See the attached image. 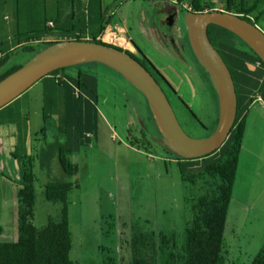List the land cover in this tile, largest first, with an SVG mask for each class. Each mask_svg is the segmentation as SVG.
Wrapping results in <instances>:
<instances>
[{
	"label": "rangeland",
	"instance_id": "1",
	"mask_svg": "<svg viewBox=\"0 0 264 264\" xmlns=\"http://www.w3.org/2000/svg\"><path fill=\"white\" fill-rule=\"evenodd\" d=\"M83 1L84 8L79 16L86 20L88 14L94 15V25H100L112 16L114 20L118 15H122V12L133 11L134 6L138 5L137 2H140L102 0L100 7L88 8V0ZM7 2L9 4L6 8L9 10L12 2ZM221 2L213 0L214 10H223ZM141 3L153 16L156 13L154 10L174 7L164 2ZM179 11L184 25L186 11ZM8 13L3 10L1 15L7 17L10 15ZM252 15L257 18L256 27L264 33V2L258 5ZM10 21L3 20L0 16L3 25ZM149 24L157 26L160 22L153 17L145 26ZM158 29L162 30L161 26ZM89 30L92 31L93 28L90 27ZM113 33L115 31L112 28H104L102 31V34H108L107 37ZM130 37L170 83L177 96L185 103L188 112L194 115L204 128H199L185 108L172 99L173 110L184 132L192 138H205L210 135L216 127V106L208 76L206 75V84H198L188 75L184 61L178 62L172 53L168 54L157 45L152 36L143 40L134 32H130ZM34 55V52L29 54L16 50L10 55L11 59L6 67L14 63L24 65ZM76 71L88 72L97 79L96 130L84 134L94 136L96 133V138L91 137L90 145L81 146L78 152L69 157L71 163L78 168L76 175L72 177L61 171L56 158L49 167H43L36 160L33 169L36 177L34 226H44L48 218L55 220L59 213L58 204L43 199L42 187L53 180L67 181L77 185V188L68 194L69 227L72 233L70 259L74 264H102L109 258L112 264H127L130 258L129 243L136 232L144 235L161 232L173 237L175 253H179L184 245V228L189 214L182 200L183 186L174 155L158 143V139L162 141V137L151 122L147 102L121 75L103 64H79L69 67L64 74H74ZM40 82L22 94L27 99L30 95L29 105L25 104L20 115L29 118L28 134L31 135L15 136L14 140L9 142L10 148L8 145L0 147V177L5 182L0 187L1 235L9 231L10 226L16 232L17 202L14 198L16 199L15 193L19 188L21 176L16 166L17 161L11 156H16V153L22 155L27 151L28 154H40L41 147L55 144V139L59 138L56 128L52 126L56 116L49 115L46 118L44 133L37 128L38 122L42 126ZM55 106V102L51 110L47 106L46 114L55 113ZM35 132L37 136H34ZM149 133L158 136H151L150 139L146 136ZM246 136L247 140L243 142L240 152L241 165L238 166L237 174L244 179L243 186L249 189V194L251 190H254L255 194L263 193L261 207L264 208V161L259 168L260 175L256 177L255 182H250L249 187L246 186L248 177L245 174L246 170L249 175L254 166L250 163L253 159L264 160V124L257 120L254 127H249ZM247 196L244 189L238 194V197L245 201ZM241 228L243 232L254 229L253 234L236 236L230 242H225V258L228 264H249L263 244L264 220H256L254 217L253 220L247 219L242 222ZM155 264H160L158 257Z\"/></svg>",
	"mask_w": 264,
	"mask_h": 264
},
{
	"label": "trees",
	"instance_id": "2",
	"mask_svg": "<svg viewBox=\"0 0 264 264\" xmlns=\"http://www.w3.org/2000/svg\"><path fill=\"white\" fill-rule=\"evenodd\" d=\"M8 1L12 2L9 10L6 8L9 4L7 0H0V16L3 20H11L7 25L0 22V81L22 66L18 63L6 67L11 59L10 55L16 50L36 54L62 40L93 41L104 44L96 40L104 29V23L88 24L84 17L79 16L84 8L83 0ZM183 1L189 3L192 12L195 13L214 10L213 0ZM221 1L223 12L238 15L254 25L257 23V18L252 14L258 5L264 2V0ZM26 2L28 8L24 5ZM3 10L10 15L3 17L1 15ZM90 27L93 28L92 31L89 30ZM207 36L228 67L234 82L237 97L234 124L226 141L213 153L196 159L173 156L183 186L182 200L189 214L184 228V245L180 252L175 253L173 237L161 232L144 235L135 231L129 243L130 258L127 264H155L156 257L160 264H228L224 243L227 210L231 200L248 105L253 101V97L255 100L261 98L264 102V63L245 43L221 27L209 25ZM124 52L133 57L130 52ZM68 68L58 69L48 75L57 87L67 88L60 106L56 107L54 113L58 118L55 127L57 137L64 138V141L61 142L56 138L55 144L41 147L40 154L25 152L22 155L16 153V156H12L17 161L21 176L16 192V237L10 242L0 240V264H74L70 259L72 233L69 227L68 194L77 188L75 183L56 180L46 183L42 187L43 199L58 204L59 213L57 219L48 218L45 225L40 228L33 224L36 201V177L33 169L36 160L43 167H49L56 158L61 171L72 177L76 175L78 168L71 163L69 157L74 152H78L81 146L90 145L93 134L92 136L84 134L96 130L97 79L92 74L81 71L62 75ZM200 69L202 70L201 67ZM210 88L215 97L217 123V100L211 84ZM179 100L188 112L185 103L180 98ZM72 101L79 106L76 111L69 109L68 111L72 113L66 119L64 110L68 104L72 106ZM49 103L50 99L47 101L48 107ZM43 113L44 119L53 115L52 112L48 115L46 111ZM188 114L199 128L204 129L194 115L189 112ZM41 132L44 133V129ZM74 137L75 141H72ZM53 153H57V156L54 157ZM1 232L0 227V236ZM102 264H112V260L109 258ZM249 264H264V241Z\"/></svg>",
	"mask_w": 264,
	"mask_h": 264
},
{
	"label": "water",
	"instance_id": "3",
	"mask_svg": "<svg viewBox=\"0 0 264 264\" xmlns=\"http://www.w3.org/2000/svg\"><path fill=\"white\" fill-rule=\"evenodd\" d=\"M184 25L189 47L198 65L207 74L215 92L218 117L214 131L205 138L189 137L154 77L134 58L113 46L93 41L62 40L36 53L30 60L0 81V109L40 79L58 69L96 62L107 66L138 90L147 102L151 122L162 137L160 146L183 159H196L218 150L234 124L237 97L231 73L207 36L209 25L235 35L264 63V33L238 15L213 10L186 12Z\"/></svg>",
	"mask_w": 264,
	"mask_h": 264
},
{
	"label": "crops",
	"instance_id": "4",
	"mask_svg": "<svg viewBox=\"0 0 264 264\" xmlns=\"http://www.w3.org/2000/svg\"><path fill=\"white\" fill-rule=\"evenodd\" d=\"M64 1L67 2L69 0H64ZM101 1L102 0H88V8H91L93 6L98 7V5L100 6ZM139 1L140 2H137L138 5L134 6L135 9L133 11H130L128 13L127 11L122 12V15H118L117 18L114 20H113L114 16L109 17L107 20H105L104 25H103L104 28H112L115 31V33L113 34L122 35L127 39L124 44V46L128 47L126 48V51L128 50L132 51L129 48L130 41H132V38L130 37V32H134L137 36H140V38L143 40L149 36H155L154 32L152 31L149 25H147V28H149V30L144 29V26H145L144 22L150 21L149 17L151 15V12L146 11L147 9L141 3L143 2V0H139ZM24 5L28 8L27 2L24 3ZM155 12H158V13H155ZM154 13H155L154 16L160 15L159 10H154ZM93 16L88 14L86 18V21L88 24H90L91 22H94L93 20L95 17ZM144 30H146L147 32H145ZM107 35L105 34V36ZM127 41L129 42V44ZM63 74L64 73H62V75ZM39 81H41L39 91H40V100H41L40 107L42 110L41 112L42 113L41 115V125L42 126H40V122H38L39 125L37 128H39L41 132V130L43 129L45 130L44 124H45L46 119L43 118L44 116L43 112L46 111L48 99H50L49 107L50 106L52 107V105H54V102L57 105L55 107H59L62 96L64 95V93L67 92V88L62 89L60 87H57L55 83L52 82V78H50V76H46L40 79ZM255 90H257V87L255 88ZM29 96H27L28 99H29ZM28 99L24 98V96L22 95L18 97L17 99H15L14 101H12L11 103H9L8 105L0 109V147L4 145H8L7 147L10 148L9 142L11 141V139L14 140L15 136L20 137V136H30L31 135V134H28L29 118L24 115H20L21 110L24 108L25 104L29 105ZM71 105H72L71 107H70V104H68L65 107L64 117L66 119L72 113L68 110L72 109L73 111H76L79 106V104L76 105L74 101H72ZM83 109H84V106H83ZM53 116L55 117L56 114L53 113L51 117ZM262 116H264V102L261 98L260 99L258 98L255 100L253 97V101L248 105V109L246 113L245 128H244V133H243L242 144L245 140H247L246 135L248 133L249 127H254L256 125L257 120H260V124H264V117ZM57 119L58 118L56 117L52 126L57 127V121H58ZM34 136H37L36 132ZM93 137L94 139L96 138V133H94ZM59 141L63 142L64 138L59 137ZM72 141H75V137L72 138ZM241 150H242V145H241ZM53 154H54L53 155L54 157L57 156V153H53ZM263 161L264 160L262 159H253L250 163L251 165H254V166L251 168L249 175H247V171L245 170V174L248 177V181L246 183L247 187H249L250 182H255L256 177L260 175L259 168H260L261 162L263 165ZM240 165H241V156L239 154L237 170H238V166ZM237 170H236L235 180H234L233 187H232L231 200L229 202V206L227 210L225 230H224V243L226 241L230 242V240L233 237L235 238L236 236H252L254 229L247 230V232H243L241 228V224L243 221L247 219L253 220V217L256 220H264V208L261 207V200H262L263 193L255 194L254 190H251L249 194V189L244 188L243 184L245 183V181L242 178V176L238 177ZM2 179L3 178L0 177V187L5 184V182L3 181L4 179L3 180ZM243 189H244L245 194L248 195L245 198L246 201L238 197V194ZM13 198H14V195H13ZM14 200L16 199L14 198ZM15 233L16 232H14L13 227L10 226L9 231H7L4 235L0 236V240L1 239L6 240L2 242H10L13 240V238L16 237Z\"/></svg>",
	"mask_w": 264,
	"mask_h": 264
},
{
	"label": "flooded vegetation",
	"instance_id": "5",
	"mask_svg": "<svg viewBox=\"0 0 264 264\" xmlns=\"http://www.w3.org/2000/svg\"><path fill=\"white\" fill-rule=\"evenodd\" d=\"M180 12L181 11H179V9L176 7L171 8L170 6H167L165 9L159 11L160 14L159 16L151 15L149 17L151 20L153 19V17H155L160 22V25L157 26H153V25L150 26L149 24L150 28L155 34V37L152 36V38L155 39L154 41L156 42V44L159 45L161 48L165 49L168 54L172 53L175 59H177V61L179 60L178 62L182 60L184 61V63L186 64L187 73L192 79V81L194 82L197 81V83L201 82L204 85V83L206 84V81L208 82L207 77L205 76L206 73L203 71V69L202 70L200 69V67L197 65L195 58L193 57V54L191 52L187 40L185 25H183L181 22ZM145 23L147 22H144V24ZM160 26L162 30L158 29V27ZM144 29L149 30L147 26H144ZM144 31L147 32L146 30ZM129 48L132 50V51L128 50V52H130L133 55L132 58L137 60L154 77V79L157 81V83L160 85L161 89L163 90L164 94L166 95L172 109H174L172 104V99L180 103L179 98L175 96L176 91L172 88L170 83L156 70V68L149 61V59L142 52V50H140L132 41H130ZM156 53L159 54V52L157 51ZM200 70L202 74L199 75ZM175 116L176 118H178L176 114ZM146 136H149L151 139L152 138L151 136L154 135L149 133ZM155 136L157 137L158 135Z\"/></svg>",
	"mask_w": 264,
	"mask_h": 264
},
{
	"label": "built area",
	"instance_id": "6",
	"mask_svg": "<svg viewBox=\"0 0 264 264\" xmlns=\"http://www.w3.org/2000/svg\"><path fill=\"white\" fill-rule=\"evenodd\" d=\"M147 1H150V2L160 1V2L167 3L169 5H172L178 9H183L186 12H192V8L189 5V3H187L186 1H183V0H147ZM96 40H99L106 45H110V46H113L115 48H120L124 51H126V48H128V47L124 46L127 39L122 35L110 34V36L107 37V36H105V34L101 33L100 35H98L96 37ZM128 44H129V42H128Z\"/></svg>",
	"mask_w": 264,
	"mask_h": 264
}]
</instances>
